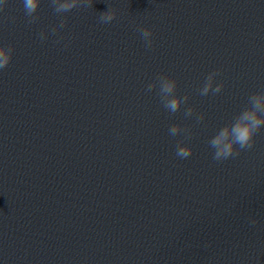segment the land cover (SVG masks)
Segmentation results:
<instances>
[{"label": "water", "instance_id": "95a60500", "mask_svg": "<svg viewBox=\"0 0 264 264\" xmlns=\"http://www.w3.org/2000/svg\"><path fill=\"white\" fill-rule=\"evenodd\" d=\"M56 8H0V264H264V126L227 160L208 144L264 92V0ZM158 76L187 97L175 113Z\"/></svg>", "mask_w": 264, "mask_h": 264}, {"label": "clouds", "instance_id": "9594fccd", "mask_svg": "<svg viewBox=\"0 0 264 264\" xmlns=\"http://www.w3.org/2000/svg\"><path fill=\"white\" fill-rule=\"evenodd\" d=\"M57 3L58 12H68L77 6L81 0H54ZM89 3L90 0H85ZM25 15L29 17V22H34L39 8L40 0H20ZM6 6V0H0V8ZM113 20L111 13H103L99 16L100 23H108ZM140 39L144 42L145 48L152 44V32L150 29H139ZM40 39H45L44 34H40ZM13 56V49L9 46L0 44V70L8 66ZM217 72H210L205 77V82L199 89V94L205 96L212 93H218L223 88L222 83H216ZM177 87L175 79L167 76H158L156 80L147 85L146 91L158 88L159 99L162 106L170 113H175L187 97H178L174 95ZM186 116L192 115L191 109ZM264 126V92H258L248 98V106L239 111L230 123L219 128L209 139L208 144L212 149V159L216 161L227 160L230 157L238 155L241 151L250 149L254 144V136ZM182 130L177 125L168 128L169 136L175 137ZM193 148L181 141L175 150V155L184 159L191 155ZM250 224H255V220H250Z\"/></svg>", "mask_w": 264, "mask_h": 264}]
</instances>
